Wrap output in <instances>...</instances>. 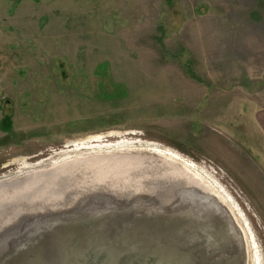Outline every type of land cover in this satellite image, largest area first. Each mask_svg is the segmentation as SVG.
<instances>
[{"label":"rangeland","instance_id":"1","mask_svg":"<svg viewBox=\"0 0 264 264\" xmlns=\"http://www.w3.org/2000/svg\"><path fill=\"white\" fill-rule=\"evenodd\" d=\"M126 152L221 202L264 264V0H0V232L115 181L170 198L178 181L139 179ZM109 245L39 264H103Z\"/></svg>","mask_w":264,"mask_h":264},{"label":"water","instance_id":"2","mask_svg":"<svg viewBox=\"0 0 264 264\" xmlns=\"http://www.w3.org/2000/svg\"><path fill=\"white\" fill-rule=\"evenodd\" d=\"M126 154L128 161H122L129 162V169L143 165L145 174L139 173V179L161 172L176 179L170 198L157 199L146 184L134 190L126 181H115L78 193L61 210L21 209L0 232V264H39L48 248L63 258L90 260L97 256L96 245L106 243L120 252L103 264H244L239 230L221 202L193 181L178 179L179 170L168 161L146 152ZM140 242L148 255L139 256L128 247Z\"/></svg>","mask_w":264,"mask_h":264},{"label":"trees","instance_id":"3","mask_svg":"<svg viewBox=\"0 0 264 264\" xmlns=\"http://www.w3.org/2000/svg\"><path fill=\"white\" fill-rule=\"evenodd\" d=\"M98 69H99V70H101V69H102V67H99Z\"/></svg>","mask_w":264,"mask_h":264}]
</instances>
